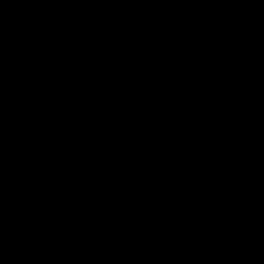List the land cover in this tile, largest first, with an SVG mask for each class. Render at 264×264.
<instances>
[{"label":"trees","instance_id":"16d2710c","mask_svg":"<svg viewBox=\"0 0 264 264\" xmlns=\"http://www.w3.org/2000/svg\"><path fill=\"white\" fill-rule=\"evenodd\" d=\"M0 264H264V0H0Z\"/></svg>","mask_w":264,"mask_h":264}]
</instances>
